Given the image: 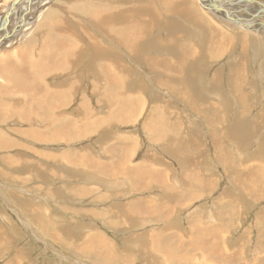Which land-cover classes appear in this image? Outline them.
I'll return each mask as SVG.
<instances>
[{
  "label": "bare ground",
  "instance_id": "6f19581e",
  "mask_svg": "<svg viewBox=\"0 0 264 264\" xmlns=\"http://www.w3.org/2000/svg\"><path fill=\"white\" fill-rule=\"evenodd\" d=\"M57 2L62 5L57 6ZM233 48L239 53L238 57H232V64H225L226 87L230 99L236 103L237 116L228 139L243 147L241 143L245 137L241 135L251 132L240 126L244 116L250 113L248 100H252L253 95L249 92H253L255 99L260 94L264 96V73L257 72L256 75L262 82L261 93L256 92L247 76L248 51L254 50L256 65L264 68V0H0V125L11 122L14 126H27L28 130L24 134L21 132V137H34L44 144L60 143V147L65 146L63 142L69 138L79 140V136L81 139L94 136L98 139L99 151L90 156V170H86L87 156L82 152L64 151L70 153L62 152L54 159H50L56 156L53 152L37 155L49 163L53 161L72 170L78 169L79 174L85 173L86 178L95 181L93 173L101 171L102 160L109 157L106 151L109 134L103 128L111 120L136 110L135 104H127L125 98L143 95L146 89L143 82L149 83L155 91L149 98L157 104L152 115L157 121V129L162 133H165L162 129H182L172 121V114L177 116V112L168 111L165 99L160 98L164 92L157 91L163 87L170 98H195L191 85L204 79L207 69L202 67L210 68L221 62ZM138 63L145 64L142 74L134 71L141 67ZM221 68L214 71L210 80L216 94L220 92L217 90ZM123 82L125 88H122ZM126 86L131 88L130 92ZM195 92L198 94V89ZM202 94H198L195 104H186L210 132L219 163L226 169L225 180L239 186L245 198L254 187L248 181L251 173L238 171L240 182L238 180L237 184L234 172L229 170L231 166H227L225 158L228 156L224 158L227 153L220 147L225 141L220 139L219 133L225 137L226 130L222 113L219 121L217 117L208 116L216 107L207 105L205 110L200 107L206 98ZM93 100L97 108L94 104L92 107ZM150 107L149 113L154 110L153 105ZM111 111L116 113L106 124L105 117H96ZM78 117L81 118L76 120ZM214 120L216 124L211 123ZM149 125H153L151 120ZM194 131L198 132L195 128ZM173 137L175 142L179 140L177 136ZM19 145L26 148L25 144ZM120 145L117 143L116 147L122 148ZM16 146L8 145L0 138V154ZM188 146H192V141H188ZM95 156L99 158L95 159ZM21 157L16 154L11 157L14 160L9 161L11 158L7 154L0 162L18 166L19 160V164L26 167L35 164L23 161ZM262 158L260 164L264 169ZM35 165V169L40 166ZM43 175L42 169L36 175L34 173L35 177ZM82 188L67 189L66 192L72 195L79 191L82 195L97 191V188ZM263 192L262 189L260 193ZM98 197L106 198L103 194Z\"/></svg>",
  "mask_w": 264,
  "mask_h": 264
},
{
  "label": "rangeland",
  "instance_id": "374dc122",
  "mask_svg": "<svg viewBox=\"0 0 264 264\" xmlns=\"http://www.w3.org/2000/svg\"><path fill=\"white\" fill-rule=\"evenodd\" d=\"M56 5L61 6L62 3L57 2ZM188 28H190V26H188ZM236 49L237 48H233L228 53L229 55H225L226 58L224 57L221 62L215 64L214 66H211L210 68L202 67L203 70L207 69V73H203L204 79H202V81L197 80L198 82L194 86L191 85L195 98L189 100H179L175 96H173V98H170L171 95L166 93L163 87L160 88V91H157H162V93L164 92V94L161 93L164 97L160 96V98H164L165 101L163 99L162 100L168 104L167 110L173 112L175 111L178 114L177 116H175L174 113L172 114V121L173 123L176 122L177 127H182L183 130H180V128H178V131H174L175 136H177L178 138H184L186 140L188 138L187 133L193 131V126H195V130L198 131V133L196 134L199 139V144L195 146L193 152L188 151V149L185 148V145L181 142L178 145L181 154L172 155L169 152V149H167V147L165 146L164 142L156 143V140L153 141V137H151L147 133L144 127V119L149 113L147 111L151 110L150 106L157 104L154 100H151V98H149L150 94L154 93L155 91L153 90L151 85L149 83H146L145 81L143 83L146 89L144 88L143 95L125 98L127 104L132 103L139 106L137 108L138 115L136 114L133 117L136 119H134L130 124H126L124 121L120 123L116 122L118 120H111V123L107 124L103 128L105 130H108V143H110L109 140L113 136V138L115 137L114 142H116L115 139H118L117 143L121 144L120 147L123 145H128L133 149L132 150L131 148H129V151L125 153L127 154V158L128 155H131V157L128 158V163L125 162L124 164L122 162V164L126 166V168H129L132 171V175H135V172H133V167L134 165H137V163L141 167H143L142 171H140L138 174L147 173L150 175L154 173V171H157V168L159 169L161 166H163L161 167V170L166 173L165 179H168L167 183L169 187L175 190L171 195H167L166 193L165 195L164 193L162 194L159 191H153V187L146 188L142 191H135L133 189L131 190L128 187L129 185L127 186L124 183H122L123 185H125L124 188L119 189V183H101L100 181L95 182L96 180L94 181L86 178L81 173L77 174L75 172V169H69V167H67L66 165L58 164L57 162L53 161L49 163L38 158L39 156L37 155V153L39 152H53L57 157H50V159H54L59 158V155L57 154H61L64 151L82 152L83 155H86L88 158H90L91 155H94L95 152L98 153L99 151L97 149L98 139L94 138V136L92 135L83 137L82 139V136H79V140L69 138L68 140L63 142V145L65 146L60 147V145L58 146V144L60 143L44 144L34 137H21L22 133L24 134L28 130L27 126H25V128H22V125L15 124L14 126L11 122H9V124H5L4 126L0 125V138L4 140L8 145H17L13 148L10 147V150L8 152L3 151L4 153L2 152L0 154V161L2 160V158H6L7 154L10 158L13 156L16 157L17 154L19 156H22L21 158L23 159V161L40 165L35 169V164L26 167L20 165L19 160L18 166L5 165L0 162V232H6V236L8 237V239L11 241L13 240L11 245H6L5 240L2 242L3 244L0 243V264H7V260L11 256L18 254L19 252H25L27 253V255H25L23 259L19 258L20 260L15 264H172L171 261L164 259L168 258L167 256L160 257L154 253L150 254L149 251H144L143 249H141L142 243L145 244L146 242L145 240H137V242L141 244V247L134 245V240L136 239L135 236L139 234H145L146 230H148L149 227L152 228V230H154L155 227H159L160 230L162 229L161 225H163L164 220H162L161 217L156 216L157 211L152 210L159 209L164 214V216L168 215V210L161 209L162 206H165V202H169L170 205L173 206L172 210L170 211V220L172 221L168 222L171 223V225L177 223L178 225L184 224L183 226L185 227L187 223H190L191 221L197 219V222L209 221V223L206 222L205 225L208 230H211L210 227H212V225L210 224L215 223V221L208 218L209 215L206 211H202L203 208H198V212H196L195 209L201 204H206L205 207L209 208L211 201H215L211 202L212 204H222L221 201L231 203V200L234 202L231 210H229L227 208V205H225V212L215 211V208L212 210L211 207V210L216 215V217L219 218L223 215L227 216L226 223H223L224 219L222 218L223 220L218 223L220 226H216L217 230H219L220 232L216 231L215 229L214 233L207 232L209 238H211V234H215L211 239L219 237L217 238V241H220L219 244L222 243L221 250L224 254V256H222V259H224V257L227 258V244H232L231 252L232 254H234L233 260L224 259V264H241L242 255L240 254V252H238L237 242L234 243V241H240L243 245H246L244 247H249V252L254 249V246H256L253 245L254 241L256 244V241L261 239L259 242L262 246V240H264V192H260L262 189L264 191V169H261L262 166L260 164V160L261 157H264V147H260V144H264V96L260 94L255 99L253 92H249L250 95H253L252 100H248L249 102L247 108L248 110H250V113L244 116V122L240 126L245 129H249L251 132L247 133V138V135H241L242 137H245V139L241 143L244 144V146L238 147L237 142L228 139L230 137L229 130L233 128V120L237 116V112L234 108L236 103L233 102L232 99H230L231 94L227 91L228 88L226 87V65L232 64L230 63L232 57H238L237 55L239 53V50ZM253 51L254 50L248 51L249 56L247 55L249 57V63H246L247 76L248 78H250L252 86L256 88V92L261 93L260 89L262 88V82L261 80H258V77L256 75L257 72L258 74H263L264 68H258V66L256 65V59L253 58L256 54ZM6 52H8V50H6ZM149 55L152 56L153 54L150 53ZM144 57L148 56L144 54ZM261 60H263V57ZM138 64L141 67L134 69V71L137 74H142V71L146 69L144 66L145 64ZM220 67H222V73L220 75L221 81H218L219 87L217 91H219L220 89L221 93L219 92L218 94H216V91H214L212 85H210V80L212 75L214 74V71ZM256 67L258 68V70L256 69ZM141 78L144 79V76L142 75ZM153 87L155 86L153 85ZM122 88H125V83L122 85ZM126 89H128V92H130L131 88L129 86H126ZM197 89L198 94H202L204 92L202 96L206 97L205 100L200 103V107H203L204 110L207 105L216 107L215 112L213 114H208V116L214 118L217 117V119L222 116V122L226 130L225 137H223V135L219 133L220 139H224L223 141H225V143L223 142V145H220V147L224 148L221 149L222 152L224 151L227 153V155H224V158L225 156H228L227 158H225L227 166H231V168H234V170L231 168L228 169L231 170L230 172H234V176L238 185L240 182V175L238 171L251 173L248 181H250L251 185L254 186L252 191L250 192V195L252 197L250 195H247L245 198H242L238 196V192L236 190L232 189L229 186L230 183L228 182V180H225V178H227L225 175L226 172H224L226 171V169L219 163L218 158L215 157V151H213V146L211 144L213 142L211 141L210 135L208 133L206 134L207 130L203 127L204 123L199 121V117L194 112H192L190 106L186 104L189 102L195 104L197 102L196 97H199L197 92H195ZM223 91L225 95H223ZM220 96L223 98L226 97V100H224L225 102L223 101V98H220ZM217 97L221 100H219ZM92 102L93 107V104L95 105L94 100ZM228 102H230L231 104ZM223 103H228V105L224 106L225 104ZM223 106L225 107V109L222 108ZM95 107L97 108L98 106L95 105ZM260 109L263 110V114L257 112ZM224 111L229 112L224 113ZM115 113L116 111H111L110 113L103 112L100 115H96V117H105L106 124L108 123L110 117ZM220 114L221 116H219ZM80 118L81 117L75 119L78 120ZM83 120L84 118L81 120L80 125H82ZM214 122L211 121L212 124H216V120H214ZM12 126L17 129L15 130L14 128H11ZM130 132H134L133 137H137V141H135L132 145H130V142L133 140L131 139ZM219 132L221 131L219 130ZM119 135H126L127 138L124 137V139H119ZM20 143L25 144L26 148L20 147ZM107 146H109V144H107ZM60 148H63L64 150H53ZM261 149L263 151L260 152ZM187 151L188 153L190 152L191 156L188 154L185 155V152ZM151 155H153L154 158H150ZM183 156L185 160H187V162L194 161V156L195 161L200 162L199 166L186 165V170L194 172L199 171V173L202 174L203 178H205V176L214 178V180L212 181V188L210 187L211 190L206 196L198 198L197 191H194L193 189L189 191L190 181L184 180V185H181L180 181L179 184L173 182L175 181V178L179 180L181 177L178 160H180ZM94 158L98 159L99 156H95ZM228 158L230 160H228ZM262 159L264 161V158ZM11 160L13 161L14 159L11 158L9 161ZM158 162H161L162 165H159ZM234 162L235 166L233 165ZM204 165L210 168V170H212L211 166L214 167L215 171H212L216 174H213V172H211L212 174L206 173L203 169L202 171L201 167ZM236 165L238 166L237 168ZM12 167L15 169H13ZM45 167L46 169H48L47 172L44 169ZM198 167L200 168L199 170ZM39 169H42V172L45 175L41 177H35L34 173L36 175V172H38ZM173 171H175L177 174L174 175ZM50 173H54L55 175ZM78 187L97 188V191L87 192L86 194L78 195V197L75 196V193L72 195H69L67 193V189H77ZM229 190H232V192L228 193L229 196L227 197V200H222L223 191ZM192 191L194 192L191 196H196L197 199L191 198L190 193ZM100 194H106L107 197L105 199H103V197H98ZM144 200H146V202ZM23 201L24 203H22ZM155 202H158L160 206ZM146 204L148 207H145ZM76 209L80 210L78 218H76L74 215ZM83 211L88 213L84 214ZM89 211L93 214H89ZM34 217H36L37 219H34ZM173 218L176 221H174ZM121 219L123 220L124 225L121 224ZM140 219L145 222L144 227H140V229H138L137 231L133 230V228L135 227L133 225L135 224V222L138 223ZM147 222L150 223V226H148L149 223ZM77 223L78 226H76ZM115 228H117V230ZM245 228L249 229L246 232L247 234L243 233ZM93 230L95 231L96 235H100L101 238H103L104 244H107V241L105 240H112L113 244L115 243L116 249L118 250L117 252H123L127 258L130 255L135 254V258L131 257L126 262L120 261V258H114L112 260L104 258L103 260L105 261L103 262V260L98 259L97 256L94 257V255H92L89 250L83 248V243H85V241L87 240L86 235L91 236L90 232H92ZM116 231H118L119 233ZM141 231L144 232L141 233ZM86 232H89V234H86ZM131 234L134 235L130 236ZM237 237H240L241 239L235 240V238ZM128 238L130 240H128ZM66 239H70L71 242H80L79 245L75 244L76 246L71 244L72 249L73 251H75V253L64 247V243L66 241L64 242L63 240ZM89 241H91L89 245L93 243V247L94 243H98L93 236ZM99 243H101V239ZM122 256L123 255L121 254L120 257ZM192 256V260L195 258L202 260V257H200L199 253H196ZM249 257L250 256H248L247 258ZM258 258H261L260 260H262L264 259V255H261ZM73 260L74 262H72ZM218 262H220V260ZM262 264H264V261L262 262Z\"/></svg>",
  "mask_w": 264,
  "mask_h": 264
},
{
  "label": "crops",
  "instance_id": "0c3cea01",
  "mask_svg": "<svg viewBox=\"0 0 264 264\" xmlns=\"http://www.w3.org/2000/svg\"><path fill=\"white\" fill-rule=\"evenodd\" d=\"M138 105H135V111L132 114H128L127 112L124 113V115L117 117L114 119V121L116 122H120L122 123L123 121L127 124H130L133 122L134 119L133 118L134 115H138ZM154 110L151 113H148V115H146L145 117V121H144V127L147 131V133L153 137V141L156 140V143L161 142L165 144V146L167 147V149H169V152L174 155H180L181 152L178 148V145L182 142L185 145V148L188 149V151H194L195 146L197 144H199V139L197 137L198 132L195 133L194 128H192V132H188V135H191L190 138H188L187 140H184L182 138H178L179 140L177 142H175V137L174 136V130H171L169 128L167 129H162L165 131V133L160 132L157 127V121L152 117L155 108L157 107V105H153ZM138 118V117H137ZM143 120V118H142ZM150 120L153 122V125H149ZM109 124V123H108ZM116 128V127H115ZM205 129V128H204ZM180 130H183L180 128ZM203 130V129H202ZM108 132V130H106ZM178 131V129L175 130V132ZM131 133V139H133L130 142V145L134 144L135 141H137V137L134 136V132H130ZM210 135V132L207 131L206 134ZM119 139H124L127 138V136L125 135H119ZM200 137V136H199ZM115 138V137H114ZM114 138L112 136V138L109 140L110 143L109 146L106 145V151L109 155V157L107 159H103L102 160V169L101 171H97L93 173V176L95 177V179L97 181H100L101 183H119V189H123L125 185H123L122 183L126 184L129 189H133L135 191H142L146 188H150L153 187L154 190L153 191H159L160 193H166L167 195H171L172 193H174L175 190H173V188L169 187L167 180L165 179V174L162 170H161V166L159 169L157 168V171H154V173L152 174H147V173H142V174H138L140 171H142L143 167H141L138 163L137 165H134L133 167V172H135V175H132V171L129 168H126V166H124L122 164V162L125 164V162L128 163V158L131 157V155H128V158L126 157L127 154H125L126 152L129 151V147L128 145H123L122 148H117V142H114ZM116 140V139H115ZM152 141V142H153ZM188 141H192V146L189 147L188 146ZM212 144V143H211ZM201 145V144H200ZM213 146V145H212ZM213 151H215L214 146L212 147ZM132 149V148H131ZM133 150V149H132ZM185 152V155L188 154L190 155V152L188 153ZM131 154V152H130ZM215 157L217 158V153H214ZM184 155V156H185ZM184 156L178 160V164L180 167V179H174L175 181H173L176 184H180L184 185V180L185 181H190V186H189V191L191 189H193L194 191H197V197L201 198L203 196H206L207 194H209L210 192V187L212 188V181L214 180V178H209L206 177L203 178L202 174L198 172H194V171H188L186 170V165H195V166H199V161H189L187 162V160H185ZM191 156V155H190ZM150 158H154L153 155L150 156ZM86 164V170H90V158L87 157V160L84 161ZM143 162V160H142ZM159 165H162L161 162H158ZM200 168L198 167V170ZM204 170V172L212 174L211 172H213L212 170L215 171L214 167L211 166V169L206 167V165L201 167V170ZM46 172L48 171L47 169H45ZM85 170V171H86ZM196 170V169H195ZM202 170V171H203ZM75 172L77 174H79L78 169L75 170ZM153 172V171H152ZM158 172V173H157ZM55 175L54 173H50ZM173 174H177L175 171H173ZM213 174H216L213 172ZM85 175V173H84ZM205 175V174H204ZM184 178V179H183ZM120 179V180H117ZM123 179V180H121ZM127 179V181H126ZM207 179V182H206ZM217 180V179H216ZM125 181V182H124ZM189 183V182H188ZM206 183V184H205ZM230 183V182H229ZM232 189L236 190L238 192V196L242 197V190L240 189L239 186L233 185L230 183L229 185ZM157 189V190H156ZM63 190V189H62ZM192 191L190 193V196L193 194ZM232 192V190L229 191H223V197L222 200L226 201L227 197L229 196L228 193ZM165 194V195H166ZM79 195V191L75 194V196L78 197ZM105 197L106 194H103ZM121 197V196H118ZM187 197V196H186ZM196 196H191L192 199H197ZM238 199V198H237ZM236 199V200H237ZM236 200H235V204H236ZM146 202V200H144ZM211 202H215V201H211ZM210 202V206L205 207L206 204H201L199 207H197L195 209L196 212L197 209H201L203 208V212L206 211L208 213V218L213 219L215 221V223H212L210 225H212L211 230H208L207 227H205L206 222L209 223V221H201V222H197V219H195L194 221H191L190 223H187L185 225V227L183 226L184 224H177L174 223L173 225H171L172 220H170V211L172 210L173 206L170 205L169 202H165V206H162V210H168L169 212L168 215L164 216V214L159 210V209H155L152 211H157V215L162 218V220H164L163 225H161V230L160 228H154V230H152V228L149 227L148 230H146L145 234H139L137 236H135V246H139L141 247V244L137 242L138 239H143L145 240V244L142 243V248L144 251H149L150 254L154 253L160 257H168V258H164L166 260L171 261L172 264H224V261L227 259L233 260V255L231 250V246L232 244H227V258L224 257V259H222L224 256L222 250H221V244H219V242L217 241V238L219 237H215L214 239H211L212 237H214L215 234H211V238L208 237L207 232H212L214 233V229L218 232H220L219 230H217L216 226H220L218 223H220L223 219L224 222H227V216L223 215L222 217H216V215L213 213V209L215 208V211H220V212H225L224 211V207L225 205H227V208L229 210H231L232 205H234V202L231 200L230 202H222V204H212ZM216 202H220V201H216ZM24 203V201L22 202ZM77 203V202H75ZM158 203V202H155ZM159 204V203H158ZM189 205V204H188ZM160 206V204H159ZM145 207H148L147 204L145 205ZM212 207V210H211ZM149 209V208H148ZM78 213V214H77ZM80 213V210L76 209L74 215L76 218H78ZM83 213H88L83 211ZM89 214H93L92 212L89 211ZM189 214V213H187ZM72 215V214H71ZM88 215V214H86ZM223 218V219H222ZM34 219H37L36 217H34ZM174 221H176L173 218ZM149 223V222H147ZM121 224H123V220L121 219ZM145 222H143L141 219L137 222H135V224L133 226H135L133 228V230L137 231L138 229H140V227H144ZM76 226H78V223L76 224ZM148 226H150V223L148 224ZM85 227V226H84ZM88 227V226H86ZM198 227V229H197ZM201 228V229H200ZM72 229V228H71ZM117 230V228H115ZM144 230V231H145ZM182 232H181V231ZM248 228H245L244 230V234H247L246 232L248 231ZM144 231H141V233H143ZM118 232V231H116ZM198 232V233H197ZM3 233V234H2ZM0 232V243H2L4 240L6 241V245H11L12 241L8 239V237L6 236V233L4 232ZM119 233V232H118ZM122 233V232H121ZM242 233V234H243ZM86 234H89V232H86ZM90 235H86L87 240L85 241V243H83V248L86 250H89L92 255L97 256L98 259L103 260L104 258L106 259H114V258H120V261L126 262L129 258H135V254L130 255L128 258L124 255V253H120L117 252L118 250L116 249L115 243L113 244L112 240H105L107 241V244L103 243V238H101L100 235H96L95 231L93 230L92 232H90ZM5 235V236H4ZM134 234H131L130 236H133ZM94 237L96 239V241L99 243L100 239H101V243H94V247H93V243L89 245V243L91 241V237ZM241 239L240 237L235 238V240H239ZM128 240H130L128 238ZM127 240V241H128ZM261 240V239H260ZM260 240L255 241L253 243L254 249L252 251L249 252L250 248L249 247H244L246 245H243L242 242L240 241H234V243L237 242V246H238V252H240V254L242 255L241 257V264H262V262L264 261V259L260 260L261 258H258L261 255H264V240H262V246L260 245ZM64 243V247L67 248L68 250H71L73 253H75V251H73L72 249V245H74V242L70 241V239H66L63 240ZM133 241V242H134ZM70 242V243H67ZM76 245L80 244L79 241H75ZM112 243V244H111ZM3 244V243H2ZM72 244V245H71ZM129 245V244H128ZM225 245V243H224ZM243 245V246H242ZM63 246V245H61ZM230 247V248H229ZM256 251V252H255ZM97 252H100L99 254H97ZM199 253L200 257H202V260L195 258L192 260V255ZM217 253V255H216ZM77 254V253H76ZM123 255L122 257H120V255ZM25 255H27V253L25 252H19L16 255L11 256L8 260H7V264H15L17 261H19L21 259H23L25 257ZM221 255V256H219ZM74 256V255H72ZM248 256H250L249 258H247ZM96 257V258H97ZM77 260V259H76ZM109 260V261H110ZM220 260V262H218ZM224 260V261H223ZM105 260H103L104 262ZM74 262V260L72 261ZM71 263V261H70ZM72 264V263H71Z\"/></svg>",
  "mask_w": 264,
  "mask_h": 264
}]
</instances>
